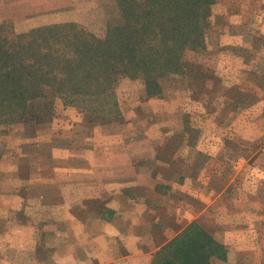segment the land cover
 Returning <instances> with one entry per match:
<instances>
[{
  "label": "rangeland",
  "instance_id": "obj_1",
  "mask_svg": "<svg viewBox=\"0 0 264 264\" xmlns=\"http://www.w3.org/2000/svg\"><path fill=\"white\" fill-rule=\"evenodd\" d=\"M207 9L202 46L186 48L183 72L161 79L162 90L153 95L140 78L121 79L117 117L104 120L75 106L63 111L71 105L45 86L46 96L31 101L25 118L0 120V145L33 167L19 166L21 181L0 169V184L15 186L13 195H0V264L48 260L60 229L92 234L91 254L81 244L77 250L89 264H100L94 251L112 226L120 234L103 247L106 254H144L128 264H169L167 254L179 240L201 241L199 229L216 242L209 246L211 264H264V0H212ZM116 17L115 0H0V26L11 36L67 21L102 34ZM28 131L40 132L38 151L28 149ZM103 138L112 160L124 147L133 159L135 174L120 186L125 196L110 178L105 186L85 180L73 186L64 175L62 183L51 182L55 155H66L52 153L53 146L83 153ZM23 173L35 177L30 188ZM75 200L83 207L68 208ZM252 205L250 220L245 210ZM73 215L84 224L64 221ZM57 221H64L62 228ZM138 232L141 241L129 240Z\"/></svg>",
  "mask_w": 264,
  "mask_h": 264
},
{
  "label": "trees",
  "instance_id": "obj_2",
  "mask_svg": "<svg viewBox=\"0 0 264 264\" xmlns=\"http://www.w3.org/2000/svg\"><path fill=\"white\" fill-rule=\"evenodd\" d=\"M211 1L115 0L118 17L102 34L76 21L40 23L13 36L0 26V120L23 118L31 101L46 96L45 86L65 105L117 117L121 79L140 78L153 95L161 79L183 72L186 48L202 46ZM197 234L205 241L179 240L169 264H211L216 242L201 229Z\"/></svg>",
  "mask_w": 264,
  "mask_h": 264
},
{
  "label": "crops",
  "instance_id": "obj_3",
  "mask_svg": "<svg viewBox=\"0 0 264 264\" xmlns=\"http://www.w3.org/2000/svg\"><path fill=\"white\" fill-rule=\"evenodd\" d=\"M71 109L75 110L72 106H64L62 105V110L69 112ZM78 112V111H77ZM72 118V117H70ZM75 118V117H74ZM74 120V119H73ZM77 120V117L76 119ZM73 125L70 123V126ZM126 128L124 127L122 130L124 131ZM24 133V132H23ZM40 133V132H39ZM39 133L36 131V133L30 131L24 133L26 135V141L27 146L30 148H34V150L38 151V148H41L40 145L37 143L36 139L39 136ZM57 135H60L57 134ZM107 138H103L101 142H98L97 139H94L87 148L83 149L84 152L80 153L77 151H72L68 147H52V153H65L66 155H61L62 157H58L55 155L56 162L54 163V166L52 167V170H54V180L51 182H55V180L59 181V184L62 183V180H59L60 175H64L66 178L71 179V183L73 186L79 185L81 183H84L83 180H85L87 184L95 185L97 183H102L103 186L107 182V185L110 183V180L112 181H118V186L120 188L123 181H128L129 175L135 174L134 170V162L132 157L128 155V150L123 148L124 154L115 156L112 160V156L108 153H105V149H107L109 146L105 144ZM120 144L123 142V139H120ZM124 143V142H123ZM38 144V145H37ZM125 145V144H124ZM0 148H2L0 155V169L5 170L6 176L9 177L11 180H20V177L17 175V171L19 169V166H22V163L24 167L28 169L33 168L30 159L27 162V158L23 157V159H20V157H15V154L11 153L10 150H13L14 148H10L8 146H5L4 144L0 145ZM14 152V151H13ZM75 152V153H74ZM11 153V154H10ZM16 153V152H15ZM114 154V153H113ZM53 157V156H52ZM25 159V160H24ZM68 160L69 162L65 163H59V160ZM6 161V162H5ZM5 163V164H4ZM3 165H6L5 167ZM40 168V167H39ZM2 172V171H1ZM3 173V172H2ZM138 173V172H137ZM22 177L24 178V184L30 188V184L33 182V179L31 177V174H22ZM45 178L43 175H38V180H41ZM110 178V180H106ZM123 178V179H122ZM45 181H42L46 183L47 178H45ZM35 180V179H34ZM21 181V180H20ZM95 181H98L95 183ZM124 185L122 188H120V191L123 190ZM117 190V187L113 190H109V192L113 191L115 193ZM15 186H11L9 188H4V185L0 184V195L2 194H11L13 195L15 192ZM119 191V189H118ZM125 191V190H124ZM122 191V194L124 196L126 193ZM156 193V192H155ZM38 204L40 205L41 202L39 201ZM59 204V203H57ZM59 207V206H57ZM61 207V206H60ZM63 207V206H62ZM82 208L83 206L75 200L71 203V205H68V208L70 209H76V208ZM185 209V205H182ZM5 208H10V203H8ZM85 208V207H84ZM254 205L247 208L245 210L246 215H248V218L250 220L252 219L250 215H254ZM122 210V209H121ZM188 210V207H187ZM185 211V210H184ZM250 213H249V212ZM120 212V210H119ZM128 215V213H127ZM129 219V216L126 218ZM8 221V220H7ZM67 222V224H71L73 226H80L79 224H84L82 220L79 218L73 216L68 217V219L64 220ZM64 221H57L54 223V225H57V227H61L64 223ZM28 224L29 221H28ZM14 225V223H13ZM102 226L105 229H109L111 227V223L108 221H103ZM252 227V226H249ZM110 230V229H109ZM249 230L253 233V229L249 228ZM111 231L113 232H104L100 236V244L98 243V249L94 251V256H97L100 261L98 263L100 264H128L134 261L142 260V257L144 256L143 253H137L136 251L134 253L129 252H118L116 254H113L112 256L109 253H105L103 247L104 246H110V243L112 241H116L117 237L120 234V229L115 226H112ZM142 233H135V235L130 238L129 240L133 241H141L142 240ZM249 234H247V237ZM251 237V236H250ZM252 238V237H251ZM94 240V236L89 233H80V232H72L68 233L67 231H64L60 229L59 232L55 231L54 234V244L52 245V249L49 252V259L45 260L43 258H40L39 264H89L85 259H83L80 254L78 253V246L79 244L83 245L87 251L88 254H91L92 251V241ZM225 243L228 244L229 242ZM230 249V247H229ZM40 254V252H39ZM8 259L6 260V262ZM142 263V262H141Z\"/></svg>",
  "mask_w": 264,
  "mask_h": 264
}]
</instances>
